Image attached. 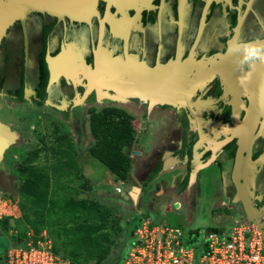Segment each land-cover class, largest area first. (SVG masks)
<instances>
[{"label": "flooded vegetation", "instance_id": "1", "mask_svg": "<svg viewBox=\"0 0 264 264\" xmlns=\"http://www.w3.org/2000/svg\"><path fill=\"white\" fill-rule=\"evenodd\" d=\"M120 2L98 0L87 20L32 12L16 21L0 42V114L16 112L20 136L34 130L29 117L67 126L96 103L126 97L128 89L150 138L142 177L153 187L135 184L140 192L175 190L191 226L220 223L215 212L226 225L233 207L249 220L245 207L254 208L264 230V64L237 70L227 55L234 38L264 40V0ZM10 104L49 108L62 118L42 110H28L25 118L22 107ZM9 139L0 149V170L10 157ZM178 144L195 146L196 159L168 167L160 158ZM12 151L13 159L23 152Z\"/></svg>", "mask_w": 264, "mask_h": 264}, {"label": "trees", "instance_id": "2", "mask_svg": "<svg viewBox=\"0 0 264 264\" xmlns=\"http://www.w3.org/2000/svg\"><path fill=\"white\" fill-rule=\"evenodd\" d=\"M87 113L93 138L88 155L100 162L116 181L128 184L131 171L128 146L136 141L133 116L115 106L91 107ZM50 125L47 134L38 136L34 148L18 153L20 160L13 173L18 180L17 206L21 219L11 224L9 217H1L0 230L8 232L23 222V231L30 230L32 235L17 242L19 232L14 246L25 247L29 241L36 245L41 234L47 232L53 253L70 264H119L120 259L110 261L112 250L122 233L128 240L148 214L135 217L134 224L127 223L124 231L111 207L89 195L80 196L81 191H92V186L78 163L71 133L56 121ZM216 230L211 227L207 232Z\"/></svg>", "mask_w": 264, "mask_h": 264}, {"label": "rangeland", "instance_id": "3", "mask_svg": "<svg viewBox=\"0 0 264 264\" xmlns=\"http://www.w3.org/2000/svg\"><path fill=\"white\" fill-rule=\"evenodd\" d=\"M4 103H5L4 101L0 100V107H3ZM108 105L122 107V105L119 102H112L111 100H107L105 103L104 101H101L98 104L96 103L95 105H93V107L100 109ZM17 106L18 108L22 107V111H20L19 114H23L24 112L23 117L26 116L28 110H32L35 112L40 111V113L42 110L43 112H45L44 114L62 118V114H59L58 112H54L49 108H45V107L37 108L33 104L11 105V108L15 109L17 108ZM126 108L128 111L135 114V116H133L132 125L135 130L136 140L137 139L138 140L136 143H134V145L137 148H141V147L144 148L147 152L150 138H149V132H145L146 130L144 129L145 126L144 120L141 118V116H139L138 113H136L132 109L131 106H128ZM15 115L16 112L9 111L8 109L5 108L0 114V124L3 126V129L0 130V138L3 139H0V142L5 143L7 141L6 140L7 137L8 139L10 138L9 140L12 141L13 143L9 147L10 149L7 150L8 152H10V154H8L10 157L6 161L5 170H0V217L1 216L9 217L11 224H14L16 220L21 219V213L17 206L19 202V196L17 191L18 180L15 174L13 173V170L17 166V163L19 162L20 159L19 158L13 159L14 154L12 153L13 152L12 149L21 147V150L27 151L29 149L34 148L38 142L37 141L38 136L39 135L44 136L52 128V126L50 125L51 123L50 122L48 123V118L47 120L45 119V121L44 120L40 121L38 119L40 121L39 122L36 120L37 118L36 116H34L35 118L29 117L27 123L31 122V126H34V130L32 128L25 129L26 132L23 135L18 136L16 130L18 129L19 126L23 125V122L19 120L12 122L13 116ZM79 115L75 118L76 119L75 122H72V120L70 119L69 123L67 124V126L65 125V127L71 131V135L74 138L77 153L79 155L78 163L81 167V170L86 180H88L92 186V191L89 192L81 191L82 193H80V196L87 197L89 195V197L100 200L104 205L111 207L114 210V214L116 215V217L120 219L124 231H126V226L128 227V224L130 226L133 225L134 221L132 220L135 217H138L140 214H142L140 210L139 212H137L138 208H140L141 206L139 203H138L139 205L138 204L134 205L133 201L131 200L120 199L119 197L120 195L116 194L114 191L113 179L111 178V174L109 173V171L100 162H98L96 159L88 155L87 147L92 142L89 132V126H88V115H86L83 111H81ZM29 119H33V120L29 121ZM26 125L28 126V124ZM22 142L26 143V145L22 146L21 145ZM131 168L136 169V165L134 162L132 163ZM121 189L125 190V186H122ZM151 203H153L151 196L150 197L148 196L147 198L145 197L143 199L142 201L143 212L147 213L148 215L150 214L153 218H156V220L158 221L157 223L161 225H167L181 229L187 235L185 236L186 242L188 240L190 242L194 241L193 238L187 234V232L190 230L186 226L187 212L185 208L183 207L177 208V206L173 204L172 198L168 196L158 198L156 199L155 203L150 205ZM167 207L170 208L169 211L166 210ZM233 208L234 211H229V214L231 215L234 214L237 210L235 209V207ZM208 217L211 218L209 212L205 214V218ZM192 227L194 231L206 230V226H203L201 224L193 225ZM24 228H25V224L23 222L22 223L20 222L19 226L16 229L10 228L9 230L11 231L13 230V232L19 233V232H25L23 231ZM26 234L31 235L32 233L29 230L28 233ZM123 234H125V232L122 233V236L120 237L117 246L112 250L110 257V261L115 259L117 260L120 259L121 261L118 260L119 264L123 263L125 255L127 254L128 251V247L133 243V235L128 240H125ZM42 235L45 236L47 239L51 240L52 242V239L51 237L48 236L47 232H43L41 236ZM14 240H15V236L12 237L9 235L8 232L0 230L1 256L4 255L5 249H7L9 246L10 247L14 246ZM122 256L123 259H121Z\"/></svg>", "mask_w": 264, "mask_h": 264}, {"label": "built area", "instance_id": "4", "mask_svg": "<svg viewBox=\"0 0 264 264\" xmlns=\"http://www.w3.org/2000/svg\"><path fill=\"white\" fill-rule=\"evenodd\" d=\"M115 193L120 194L121 189L115 187ZM8 233L12 237L18 234ZM185 236L177 227L142 218L122 264H264V236L241 215L233 217L226 230L194 231L189 235L192 242H186ZM40 238L36 245L29 241L25 247L9 246L6 256L0 255V264H70L53 253L51 240Z\"/></svg>", "mask_w": 264, "mask_h": 264}, {"label": "crops", "instance_id": "5", "mask_svg": "<svg viewBox=\"0 0 264 264\" xmlns=\"http://www.w3.org/2000/svg\"><path fill=\"white\" fill-rule=\"evenodd\" d=\"M128 90V89H127ZM127 90L125 91L127 94L125 95L126 97H120L119 99L118 98H110V100L112 101V102H119L121 105H122V107H124L125 109H127L126 107H128V106H130V102H129V99L130 98H133V97H135L136 96V94L135 95H131V93L129 92H127ZM136 98V97H135ZM101 101V100H100ZM103 103V102H102ZM104 103H105V101H104ZM123 105H125V106H123ZM108 106H111V105H108ZM104 107H106V106H104ZM115 107H119V108H122V107H120V106H115ZM131 114H133L134 116H135V114L134 113H131ZM86 115H88V114H86ZM140 116V115H139ZM76 117L74 116V117H72V122H75L76 121V119H75ZM86 118H87V116H86ZM69 132L71 133V131L69 130ZM160 133V132H159ZM164 135V132H162V133H160V137L161 136H163ZM72 136V135H71ZM90 137H91V139H92V142H91V144L93 143V138H92V136H91V134H90ZM72 138H73V136H72ZM138 140V139H137ZM137 140L134 142V143H136L137 142ZM73 141H74V138H73ZM75 143V142H74ZM134 143H133V146H132V151H134L135 153H132V154H129L130 155V158H131V165H132V163L134 162L135 163V165H136V169L134 168V169H132L131 168V171H130V183L133 185V187L135 186V184H137L138 186H140V187H142V186H148V184H150V179L148 178V179H145V178H143L142 176H143V172L145 171V168H146V161H147V157L149 156L148 155V151H149V147H148V150H147V152H146V150L144 149V148H137V147H135V145H134ZM91 144L89 145V146H91ZM158 145V144H157ZM76 146V145H75ZM88 146V147H89ZM87 147V148H88ZM158 149L160 148V150L162 151L163 150V147L160 145V146H158L157 147ZM170 150L171 151H168V150H165V154L160 158L161 160H163V162H164V164L166 165L167 164V166L168 167H174L175 165H177V164H179V163H187L188 161L190 162V163H192V161L193 160H195L196 159V155H197V148L195 147V146H182L181 144H178V145H171V148H170ZM78 157H79V155H78ZM78 159V158H77ZM159 163H160V161H159ZM175 168V167H174ZM111 178L113 179V188H115V187H119L120 189H121V187H122V183L121 182H118V181H116L115 179H114V177L111 175ZM89 182V181H88ZM90 183V182H89ZM153 183V182H152ZM91 184V183H90ZM150 186L151 187H153L151 184H150ZM172 187V186H171ZM165 189H167L166 191H163V189L161 188L158 192H157V194H155L154 195V193L151 191V190H149L147 193H145L146 195L144 196V192H143V195H142V201H143V199L146 197H150L151 196V198L152 197H154V200H152V202L153 203H155L156 202V199H158V198H162V197H166V196H168V197H170V198H172V200H173V204L174 205H176L177 206V208H179V207H183V205H182V198L181 197H179V196H177V193H176V191L175 190H172V189H169V188H167V186L165 187ZM131 191L128 193V195H129V197H130V200L131 201H133V198H132V196H131ZM113 194V193H112ZM107 195H110V194H107ZM114 195V194H113ZM121 195V194H120ZM138 193H137V200H138ZM116 196H118V195H116ZM120 197V199H123V198H121V196H119ZM242 198V197H241ZM137 200H135V201H133V203H134V205H136L137 204ZM141 201V202H142ZM153 203H151L150 205H152ZM139 210H140V212H142V214H144L145 212H143V209H142V206L140 207V208H138V210H137V212H139ZM166 210H170V208L169 207H167V209ZM230 211H234L233 209H230ZM216 213V212H215ZM239 212H238V210H236V212L234 213V214H229V212H227L226 211V214H227V216H228V219H229V223L228 224H226V225H224V224H221V219H222V213H220V212H217L215 215L220 219V223H214L213 224V226L212 227H215V228H217L218 230H226V229H228L229 228V226L231 225V219L233 218V217H235L237 214H238ZM148 217L152 220V222H154V223H157L158 221L156 220V218H153L150 214L148 215ZM188 213H187V218H186V226H187V228L190 230V231H193V227L188 223ZM157 224H159V223H157ZM228 227V228H227ZM211 228V227H210ZM207 229L208 228H206V230H204V231H207ZM194 232H187V234L188 235H192Z\"/></svg>", "mask_w": 264, "mask_h": 264}, {"label": "water", "instance_id": "6", "mask_svg": "<svg viewBox=\"0 0 264 264\" xmlns=\"http://www.w3.org/2000/svg\"><path fill=\"white\" fill-rule=\"evenodd\" d=\"M19 0H0V42L3 39V37L6 35L7 30L16 22V21H20V22H24L27 19V16L32 13V12H46L49 14H56L59 15L60 18H63L65 16L71 17L75 20H84V19H79V17L77 16H73L70 13H54L52 11H50V8L45 7L42 3L39 2V0H27L29 2L26 3H20L18 4ZM98 0H92L91 3V11L93 13L95 7H96V3ZM91 12L89 13L90 15L92 14ZM61 14V15H60ZM58 17V16H57ZM87 20V19H86ZM138 92H140V90H138ZM139 97L141 99H143L144 97L139 93ZM170 103V101H169ZM1 129H3V127H1ZM5 130V129H4ZM7 140V138H6ZM5 140V141H6ZM7 142L5 143H1L0 142V149L3 150L6 147ZM135 153V152H132ZM131 193V196L133 198V201L137 200V193L138 195V200L142 201V195L143 192H140V189L137 185H135L133 187L132 184H127L125 186V192L121 193V197L123 198V200H130V197L128 195L129 192ZM127 193V194H126ZM240 199L238 197L234 198V201H239ZM246 205V204H245ZM252 206V205H251ZM256 209L253 208V212H251L250 210L247 209V206L245 207V214L246 216H248L249 221L252 223H255L257 225V227L259 228L260 232L263 234L264 230H262V228L257 224V222L254 221V217L256 214ZM26 239V233L25 232H21L19 234V240L17 242H20L21 240H25ZM6 256V253L4 252V257Z\"/></svg>", "mask_w": 264, "mask_h": 264}, {"label": "clouds", "instance_id": "7", "mask_svg": "<svg viewBox=\"0 0 264 264\" xmlns=\"http://www.w3.org/2000/svg\"><path fill=\"white\" fill-rule=\"evenodd\" d=\"M227 55L234 59L237 70H243L245 66L254 67L257 63L264 64V40L234 38L229 42ZM241 79L243 81L244 78Z\"/></svg>", "mask_w": 264, "mask_h": 264}, {"label": "bare ground", "instance_id": "8", "mask_svg": "<svg viewBox=\"0 0 264 264\" xmlns=\"http://www.w3.org/2000/svg\"><path fill=\"white\" fill-rule=\"evenodd\" d=\"M20 1H21V3H23V2L26 3V2H29L30 0L29 1L19 0V1H17L18 4H21ZM91 1L92 0H39L40 3H42L47 8H50V11H52L54 13H57V14L58 13H61V14L70 13L71 15L77 16V17H79V19H84V20H86L90 17V14H89L90 12L92 13L91 3H90ZM111 1H113V0H111ZM120 3H121V6H123V7L126 6L125 5L126 3L124 2V0H121ZM53 15L58 16L57 17L58 19L60 18L59 15H56V14H53ZM250 114L252 115V111ZM251 115L249 116V119H251ZM245 184H246V182L244 183L243 186H241L239 188V196L242 198L245 197V193H244Z\"/></svg>", "mask_w": 264, "mask_h": 264}]
</instances>
